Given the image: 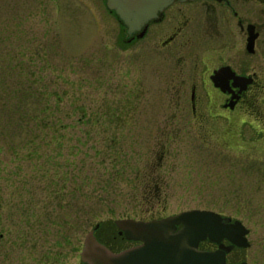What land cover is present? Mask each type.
Here are the masks:
<instances>
[{"label":"rangeland","instance_id":"1","mask_svg":"<svg viewBox=\"0 0 264 264\" xmlns=\"http://www.w3.org/2000/svg\"><path fill=\"white\" fill-rule=\"evenodd\" d=\"M127 37L104 0H0V264H80L93 227L108 224L111 243L113 221L148 209L241 221L248 264H264V95L229 120L219 97L197 96L193 114L180 80Z\"/></svg>","mask_w":264,"mask_h":264},{"label":"flooded vegetation","instance_id":"2","mask_svg":"<svg viewBox=\"0 0 264 264\" xmlns=\"http://www.w3.org/2000/svg\"><path fill=\"white\" fill-rule=\"evenodd\" d=\"M139 35L127 37L125 43H144L136 54L161 58L172 80H180L177 86L170 84L172 88L190 95L193 114L197 96L219 97V117L229 120L228 115L256 108V97L264 95V0L175 1L147 26L142 38ZM222 70L229 76L218 82L215 74ZM243 226L249 242L252 232ZM113 230L116 235L109 232L108 237L113 245L105 243L112 252L135 246ZM108 231L97 232V239H104ZM249 244L243 250L227 241L204 242L200 249L224 252L226 264H248Z\"/></svg>","mask_w":264,"mask_h":264},{"label":"water","instance_id":"3","mask_svg":"<svg viewBox=\"0 0 264 264\" xmlns=\"http://www.w3.org/2000/svg\"><path fill=\"white\" fill-rule=\"evenodd\" d=\"M175 1L194 0H104L106 9L115 13L129 38L139 32L138 38H142L147 26ZM215 76L216 81L222 82L229 74L222 70ZM112 224L120 236L135 246L112 252L97 239L98 224L84 238L79 254L81 264H226L224 252L203 251L200 245L227 241L243 250L250 246L249 231L240 221L231 223L230 219L206 210L148 221L117 219Z\"/></svg>","mask_w":264,"mask_h":264},{"label":"trees","instance_id":"4","mask_svg":"<svg viewBox=\"0 0 264 264\" xmlns=\"http://www.w3.org/2000/svg\"><path fill=\"white\" fill-rule=\"evenodd\" d=\"M110 13V12H109ZM111 14H113L116 18H117V20L119 21V19H118V17L115 15V13H111ZM119 23L124 27V25L119 21ZM45 112V111H44ZM55 139V149L57 150V152L56 153H60L61 151H59L60 149H61V142H63L64 140L63 139H58V138H54ZM33 143H31V142H29V146H31V147H37V145H35V142H34V140H31ZM116 145V148H117V150H118V154L120 153V148H121V146H120V148H119V145H120V143H115ZM122 149V148H121ZM30 152H32V153H35V151L32 149V150H30ZM110 155H109V158L113 161V162H116V163H118L119 162V160H118V158L117 157H114L115 155H113V151H111L110 150ZM61 154V153H60ZM119 156H120V154H119ZM125 158H127V157H125ZM115 160V161H114ZM73 161H69V168H71V165L73 166L72 167V169H75V165H76V163H72ZM121 163H119V165H120ZM125 165H127V164H124L123 166H122V168L123 167H125ZM57 169V168H56ZM61 169H57L56 171L57 172H59ZM61 175H63V177H64V179H63V181H66V175L65 174H61ZM71 175H72V173H71ZM70 174H69V176H71ZM75 177H77V175H74L73 174V176H72V182L71 183H74V182H76L77 180H78V177H77V179L75 178ZM57 178V177H56ZM55 179V178H54ZM55 180H58V179H55ZM117 180V179H116ZM116 180H114V179H112V178H107L103 183H101L100 185H99V187H100V193H105V192H108V191H110L111 189H112V187H113V190H114V183L113 182H117ZM89 184H93L92 182H90V183H88V185ZM98 184H95V186L94 187H96ZM146 185H147V187H145V185L142 187V191L143 192H141L140 193V195H142L143 193H145V196L144 195H142V198H144V199H146V200H141V202H143L145 205L146 204H151V203H153V202H159V198H160V196H161V193H162V191H163V189H164V187H161V185H159L158 184V182H157V180L155 181V182H153L152 183V181H149V183L147 182L146 183ZM57 187H59V186H57ZM136 188H138V187H136ZM143 203H141V204H143ZM144 205V206H145ZM146 206H150V205H146ZM151 209H148V211L150 212L149 213V218H148V220H152V219H159L158 217H155L154 215H151L152 213H151V211H150ZM136 220H140L141 218H135ZM142 220V219H141ZM109 226L108 224H100V227H99V229H98V232H100V231H102V230H105L106 228H102L101 226ZM100 242L101 243H103L104 245H105V243H106V241H103L102 239H100Z\"/></svg>","mask_w":264,"mask_h":264}]
</instances>
